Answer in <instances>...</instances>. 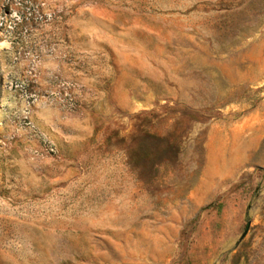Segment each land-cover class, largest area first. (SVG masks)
<instances>
[{
    "label": "rangeland",
    "instance_id": "obj_1",
    "mask_svg": "<svg viewBox=\"0 0 264 264\" xmlns=\"http://www.w3.org/2000/svg\"><path fill=\"white\" fill-rule=\"evenodd\" d=\"M0 264H264V0H0Z\"/></svg>",
    "mask_w": 264,
    "mask_h": 264
}]
</instances>
